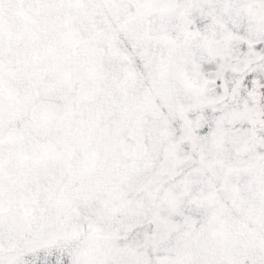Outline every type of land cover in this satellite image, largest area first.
Returning a JSON list of instances; mask_svg holds the SVG:
<instances>
[{
  "label": "snow or ice",
  "instance_id": "snow-or-ice-1",
  "mask_svg": "<svg viewBox=\"0 0 264 264\" xmlns=\"http://www.w3.org/2000/svg\"><path fill=\"white\" fill-rule=\"evenodd\" d=\"M0 264H264V0H0Z\"/></svg>",
  "mask_w": 264,
  "mask_h": 264
}]
</instances>
